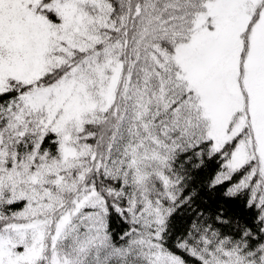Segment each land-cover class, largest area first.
Masks as SVG:
<instances>
[{
    "label": "snow or ice",
    "instance_id": "snow-or-ice-1",
    "mask_svg": "<svg viewBox=\"0 0 264 264\" xmlns=\"http://www.w3.org/2000/svg\"><path fill=\"white\" fill-rule=\"evenodd\" d=\"M0 264H264V0H0Z\"/></svg>",
    "mask_w": 264,
    "mask_h": 264
}]
</instances>
